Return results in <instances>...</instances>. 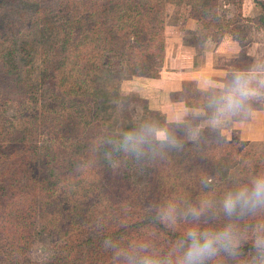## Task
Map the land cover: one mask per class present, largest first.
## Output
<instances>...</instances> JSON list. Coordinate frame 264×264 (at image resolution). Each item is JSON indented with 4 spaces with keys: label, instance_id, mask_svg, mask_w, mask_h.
Listing matches in <instances>:
<instances>
[{
    "label": "trees",
    "instance_id": "1",
    "mask_svg": "<svg viewBox=\"0 0 264 264\" xmlns=\"http://www.w3.org/2000/svg\"><path fill=\"white\" fill-rule=\"evenodd\" d=\"M7 1L0 0V8ZM242 1L226 3L239 10ZM253 1L261 13L242 22L264 36V0ZM185 3L195 21L194 40L200 37L201 43L213 29L215 0ZM108 4L60 0L52 23L42 10L40 60L26 55L24 61H29L21 63L19 73L13 54H23V47L0 46V264H140L145 257L179 264L191 237L173 225L184 219L208 227L199 233L227 230L233 237L235 255L221 249L202 264H247L249 253L258 250L254 230L264 221V206L242 210L237 205L229 216L223 201L229 193L251 190L252 182L264 177V167L249 158L250 146L219 135L196 140L173 136L158 112L143 108L139 141L123 136L124 159L118 155L107 163L109 134L132 128L120 80L159 76L164 0L124 4L116 25L105 20L92 24L94 7L103 15L118 7ZM73 6L83 9L79 15ZM12 22L5 21L8 34ZM96 27L106 42L100 48L92 46L94 34L87 36ZM117 36L119 52L108 56V41ZM139 42L140 51H135ZM134 52L141 60L109 61ZM44 82L49 98L41 101L33 93ZM188 85L204 95L184 81L169 100L190 106L194 98L187 95ZM5 106L14 107L13 117L5 115ZM159 130L164 140L155 138ZM133 167L144 173L142 183L131 180ZM39 233L50 236V255L22 262Z\"/></svg>",
    "mask_w": 264,
    "mask_h": 264
},
{
    "label": "rangeland",
    "instance_id": "2",
    "mask_svg": "<svg viewBox=\"0 0 264 264\" xmlns=\"http://www.w3.org/2000/svg\"><path fill=\"white\" fill-rule=\"evenodd\" d=\"M60 0H8L0 8V46L23 47L20 53L13 54L16 71L22 69L21 63L29 61L25 57H33L39 61L38 48L40 30L43 26L41 11L44 10L47 23L55 13V7ZM103 0H74V3H85L86 6L100 3ZM146 0H108L109 4L118 5L104 15L92 12V24L99 25L105 20L116 25L117 17L122 14L120 6L140 5ZM153 1V0H150ZM186 0H164L161 14L160 37L163 42V59L157 79L144 77H128L120 80V92L127 100L126 110L130 117L132 128L126 133H110L106 147L105 159L113 164L118 155L124 159L123 136L126 141L133 142L140 139V122L145 118L143 108L158 112L163 119L167 133L179 136L186 140H196L200 137L208 138L219 135L228 141H238L250 146L249 158L255 165L264 167V36L251 25L244 24L243 18H251L261 12L253 0H243L240 9L235 5L227 4V0H215L216 15L213 20V29L203 42L194 40L195 21L188 15L189 6ZM261 1V0H257ZM211 5V4H210ZM96 6V5H95ZM127 6V7H128ZM97 7V6H96ZM79 15L81 10L72 7ZM130 10V17H134ZM239 15V16H238ZM13 21L8 34L4 27L5 21ZM236 21V25L233 26ZM233 26V29L231 27ZM98 27V26H97ZM97 27L87 34L92 35V46L102 47L106 42L99 38ZM96 30L94 33L93 31ZM91 36V35H90ZM120 36V35H119ZM124 40L121 45L130 40ZM132 39V38H131ZM4 43V44H3ZM111 53L118 54L121 43L118 36L109 39ZM204 44V45H203ZM135 51H140V42ZM109 47V46H108ZM107 47V48H108ZM139 48V49H137ZM145 49V47H143ZM103 55L106 51L102 52ZM247 54V55H246ZM252 59L254 64H252ZM101 60V59H100ZM141 60L140 54H129L127 57L109 58V61ZM36 65V62H33ZM237 76L247 81L245 87L250 96L238 108L228 109L229 98L235 95L232 86ZM212 77V79H210ZM184 80H195L197 87L204 95L193 92L190 85L187 95L194 98L190 106L182 102H171L169 95L179 91ZM218 80V81H217ZM45 83V82H44ZM47 83L33 93L38 100L49 98ZM5 115L14 116V107L5 106ZM147 116V115H146ZM153 116H147L148 119ZM112 134V135H111ZM155 135V134H154ZM130 138V139H128ZM155 138L165 139L163 130L156 132ZM131 180L136 183L144 181V173L137 167L130 171ZM175 229L188 234L191 231L203 232L208 227L198 224L194 220L184 219L174 222ZM255 233L257 238L264 240V221L257 224ZM51 240L47 233H39L31 240L30 249L22 258V262H37L47 258L51 251ZM1 263V258H0ZM247 264H264V251L253 250L249 253Z\"/></svg>",
    "mask_w": 264,
    "mask_h": 264
},
{
    "label": "clouds",
    "instance_id": "3",
    "mask_svg": "<svg viewBox=\"0 0 264 264\" xmlns=\"http://www.w3.org/2000/svg\"><path fill=\"white\" fill-rule=\"evenodd\" d=\"M247 81L241 76H237L232 92L235 94L229 98L228 109L238 108L240 104L250 96L249 90L245 87ZM130 139V138H128ZM251 190L245 188L236 194L229 193L224 201L223 207L229 216H231L239 205L241 209L254 210L257 206H264V177L257 178L253 182ZM191 237L179 264H202L223 249L229 255H235V244L232 235L225 230L220 233H199L191 231L188 233ZM258 250L264 249V240H257ZM140 264H161L160 261L145 257Z\"/></svg>",
    "mask_w": 264,
    "mask_h": 264
},
{
    "label": "crops",
    "instance_id": "4",
    "mask_svg": "<svg viewBox=\"0 0 264 264\" xmlns=\"http://www.w3.org/2000/svg\"><path fill=\"white\" fill-rule=\"evenodd\" d=\"M241 5H242V4H241ZM203 45H204V44H203ZM246 55H247V54H246ZM252 64H254V60H253V59H252ZM210 79H212V77H211ZM184 81H187V80H184ZM188 81L193 82L194 85H195V87L198 88L195 80H188ZM217 81H218V80H217ZM198 89H200V88H198Z\"/></svg>",
    "mask_w": 264,
    "mask_h": 264
}]
</instances>
